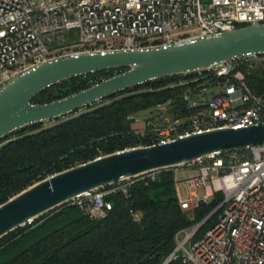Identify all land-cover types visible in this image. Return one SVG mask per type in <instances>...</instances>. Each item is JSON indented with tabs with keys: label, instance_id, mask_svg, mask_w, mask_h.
Returning <instances> with one entry per match:
<instances>
[{
	"label": "built area",
	"instance_id": "2783aa9c",
	"mask_svg": "<svg viewBox=\"0 0 264 264\" xmlns=\"http://www.w3.org/2000/svg\"><path fill=\"white\" fill-rule=\"evenodd\" d=\"M260 24H264V0H0V87L16 75L67 55L166 48ZM239 60L259 57H243L209 70L208 85L183 95L190 116L164 119L154 129L155 142L137 148L171 144L213 130L264 125V97L251 90L246 73L237 69ZM106 156L99 153L92 161ZM180 167L198 171L185 182L186 199L175 185L184 212L191 214L217 195L221 201L212 213L217 214L216 222L202 237L198 234L206 220L178 231L175 249L164 264L178 259L182 264H264V143L208 155L176 167L175 173ZM159 171L141 176L155 180ZM136 178L83 193L66 204L92 220L103 219L114 207L108 198L129 197ZM130 213L134 222L142 221V211Z\"/></svg>",
	"mask_w": 264,
	"mask_h": 264
},
{
	"label": "trees",
	"instance_id": "16d2710c",
	"mask_svg": "<svg viewBox=\"0 0 264 264\" xmlns=\"http://www.w3.org/2000/svg\"><path fill=\"white\" fill-rule=\"evenodd\" d=\"M259 60L236 63L237 69L246 73L251 90L264 97V56ZM124 71L71 78L47 88L34 97L33 103L66 98ZM206 75L148 82L50 126L38 124L1 140L0 206L38 182L94 160L99 153L111 155L152 145L154 129L161 124L149 118L141 129L135 126L136 114L153 109L160 112L166 106L174 120L189 117L191 110L183 95L203 84ZM184 81L188 83L180 85ZM175 185V168L160 170L155 180L140 176L130 187L129 197L108 198L114 207L100 220L64 204L0 239V264H164L175 249L178 231L206 220L198 234L202 237L216 222L217 214L212 213L221 201L217 195L211 202L200 203L191 214L184 212ZM132 209L143 212L141 222H134Z\"/></svg>",
	"mask_w": 264,
	"mask_h": 264
},
{
	"label": "water",
	"instance_id": "95a60500",
	"mask_svg": "<svg viewBox=\"0 0 264 264\" xmlns=\"http://www.w3.org/2000/svg\"><path fill=\"white\" fill-rule=\"evenodd\" d=\"M264 56V24L166 48L78 53L44 62L0 87V141L38 124L57 121L158 79L207 73L229 61ZM125 70L66 98L34 104L35 96L71 78ZM264 143V125L195 134L171 144L130 149L53 175L0 206V239L69 200L125 178L176 168L228 149Z\"/></svg>",
	"mask_w": 264,
	"mask_h": 264
},
{
	"label": "rangeland",
	"instance_id": "374dc122",
	"mask_svg": "<svg viewBox=\"0 0 264 264\" xmlns=\"http://www.w3.org/2000/svg\"><path fill=\"white\" fill-rule=\"evenodd\" d=\"M263 60V59H261ZM261 60H256L257 62L261 61ZM205 85H208L207 82H204ZM163 108V109H162ZM161 108V111H157L155 109L153 110H149V111H143V112H139L136 114L135 119H136V123L135 126L141 128L142 126L145 125V121L149 118H151V122L154 123H160L162 124V121L164 119H170V120H174L167 112V107L164 106ZM162 112V113H161ZM158 113H160V115H158ZM52 122H48L43 124L45 127L52 125ZM142 129V128H141ZM21 132V131H19ZM24 132V131H23ZM18 133V132H17ZM16 133V134H17ZM14 134V135H16ZM12 135V136H14ZM198 175V171L197 170H193V169H189V168H185V167H180L178 168L177 172L175 173V181L177 183V185L179 186V190L181 193V197L183 199H186L188 197V191L187 188L185 186V182L186 180H188L189 178H193L195 176ZM200 194H204V192H200Z\"/></svg>",
	"mask_w": 264,
	"mask_h": 264
},
{
	"label": "crops",
	"instance_id": "0c3cea01",
	"mask_svg": "<svg viewBox=\"0 0 264 264\" xmlns=\"http://www.w3.org/2000/svg\"><path fill=\"white\" fill-rule=\"evenodd\" d=\"M201 192V191H200Z\"/></svg>",
	"mask_w": 264,
	"mask_h": 264
}]
</instances>
